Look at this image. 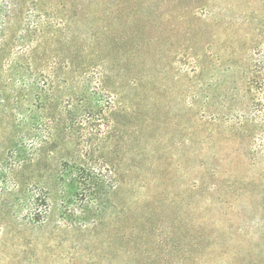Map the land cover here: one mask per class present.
I'll return each instance as SVG.
<instances>
[{"label":"rangeland","instance_id":"rangeland-1","mask_svg":"<svg viewBox=\"0 0 264 264\" xmlns=\"http://www.w3.org/2000/svg\"><path fill=\"white\" fill-rule=\"evenodd\" d=\"M0 264H264V0H0Z\"/></svg>","mask_w":264,"mask_h":264}]
</instances>
